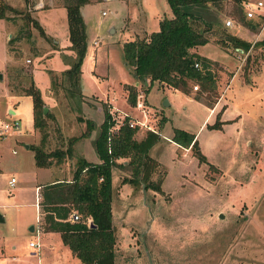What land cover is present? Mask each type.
Wrapping results in <instances>:
<instances>
[{
    "label": "rangeland",
    "instance_id": "374dc122",
    "mask_svg": "<svg viewBox=\"0 0 264 264\" xmlns=\"http://www.w3.org/2000/svg\"><path fill=\"white\" fill-rule=\"evenodd\" d=\"M3 1L28 8L37 24L27 29L23 14L13 10L11 18L0 19V264H57L59 249L67 252L59 232L36 235L44 224L40 204L36 221V185L71 178L80 157L99 159L94 139L103 104L115 119L127 116L159 134L148 146L155 162L145 177L150 186L122 157L112 165L115 264H264V0L259 7V0H251L253 17L246 16L243 2L240 13L232 1L222 2L213 26L205 30L209 41L198 49L214 61L213 86L192 81L189 94L157 81L145 87L123 55L124 41L145 35L140 25L151 31L158 29L159 18L173 16L167 0L82 4L85 51L72 94L63 72L76 54L62 1ZM201 14L208 18L207 11ZM226 18L234 25L226 26ZM194 22L207 27L201 18ZM230 34L250 42L248 49H237ZM31 79L47 96L50 116L44 128L33 124V100L25 90ZM126 83L135 86L137 103L128 102ZM197 92L205 100L196 98ZM86 119L93 125L81 135ZM5 123L11 130L2 134ZM132 127L136 139L150 130ZM175 129L194 133L199 151L173 142ZM36 146L68 147V161L51 158L49 165L37 166ZM39 197L41 202V189ZM37 241L39 255L29 246ZM72 262L80 264L75 257Z\"/></svg>",
    "mask_w": 264,
    "mask_h": 264
},
{
    "label": "trees",
    "instance_id": "16d2710c",
    "mask_svg": "<svg viewBox=\"0 0 264 264\" xmlns=\"http://www.w3.org/2000/svg\"><path fill=\"white\" fill-rule=\"evenodd\" d=\"M61 1L66 8L69 36L76 54L72 65L63 72L68 81L66 88L72 94L75 90L77 91L80 64L85 51V24L80 7L90 0ZM224 1L227 0H167L173 16L162 17L159 20L158 29L149 35L123 42L125 63L130 67L135 80H141L145 87L150 82L157 81L160 86L178 89L188 94L192 81L199 82L202 88L213 86L210 83L214 81L211 71V64L214 61L193 49L209 41L205 30L213 26L214 17H216L214 11H219ZM228 1L234 3L236 13L242 11L241 3L244 0ZM11 10L23 14L24 26L27 29L30 23L37 24L25 6L13 7L0 0V18H11L12 14L8 13ZM206 11L209 14L204 15L208 16L205 19L201 12L206 13ZM199 18L203 19L207 27L202 28L200 23L194 22ZM27 35L28 31L23 35L20 33L18 37ZM15 39L16 36L9 38L10 41ZM229 39L241 51L247 50L250 46V42L235 34H230ZM196 61L199 62V67L194 65ZM124 87L127 90L128 102L136 103L135 86L126 83ZM194 88L197 89L198 86L194 84ZM25 90L33 100L34 127L44 128L50 113L44 109L45 101L40 88L31 79ZM195 97L205 100L200 92L195 93ZM103 111L104 117L94 139L99 161L90 162L80 157L72 170L71 178L57 179L41 186L39 204L44 212V228L59 232L63 243L82 264H115V236L111 208L112 165L117 162V158L122 157L126 160V166H131L145 185L150 186L151 183H147L145 177L148 176L155 162L148 153V146L159 136L157 132L148 130L145 137L136 139L135 130L129 126L127 116L118 129L112 131L110 128L115 120L106 104H103ZM85 121L86 129L81 135L89 132L93 125L90 119ZM72 139L74 137L70 140ZM171 139L179 145L190 146L199 151L194 133L175 129ZM69 153L68 147L46 151L36 146L34 159L37 166H47L51 158H55L56 162H63L69 157ZM198 154L201 161H204V155L200 152ZM119 163L125 165L122 161ZM152 186L156 189L160 188V185L156 183ZM72 211L80 214L82 221L70 222L68 217ZM87 217L91 218L90 225L84 222Z\"/></svg>",
    "mask_w": 264,
    "mask_h": 264
},
{
    "label": "built area",
    "instance_id": "2783aa9c",
    "mask_svg": "<svg viewBox=\"0 0 264 264\" xmlns=\"http://www.w3.org/2000/svg\"><path fill=\"white\" fill-rule=\"evenodd\" d=\"M263 2L262 1H256V6L257 7H259V6H261V5H263L262 4ZM243 5H244V7H245V9H246V16L247 17H253L254 16V7H252V5H253V3H252V1L251 0H244L243 1ZM225 25L226 26H233L234 25V22H233V20L231 19V18H226L225 19ZM194 65L196 66V67H199V62L198 61H196L195 63H194ZM136 103H137V101H136ZM139 104H141V102H139ZM112 114V113H111ZM112 117H113V119L115 120V123H114V125L110 128L112 131H116L117 129H118V127L123 123V121H120L119 119H115V117L112 115ZM128 123H129V126H134V124H137V125H141V126H146L148 129H150V130H154L152 127H150L147 123H143V122H139L138 120H136L134 123L133 122H131L130 120H128ZM15 126L17 127L18 125H19V122L18 121H16L15 123ZM11 130V126H10V124H8V123H5L4 125H3V129L1 130V133L2 134H4V133H6V132H9ZM15 177H10V179H9V184L10 185H14V183H15ZM39 199H40V197H39V194L37 195V203H36V208L38 209V211H39ZM68 220L70 221V222H79V221H82V217H81V215L80 214H78L76 211H72L70 214H69V217H68ZM87 225H90L91 224V218L90 217H87L86 219H85V221H84ZM29 245L30 246H32V247H35V248H40V244H39V242L37 241V242H35V243H33V242H30L29 243Z\"/></svg>",
    "mask_w": 264,
    "mask_h": 264
},
{
    "label": "crops",
    "instance_id": "0c3cea01",
    "mask_svg": "<svg viewBox=\"0 0 264 264\" xmlns=\"http://www.w3.org/2000/svg\"><path fill=\"white\" fill-rule=\"evenodd\" d=\"M221 9V8H220ZM215 12V15L217 16V13H219V11H214ZM0 19H2V21L3 20H5L4 18H0ZM161 18H159V20H160ZM128 24H130V23H128ZM140 25V24H139ZM252 26H254V25H252ZM140 29L141 30H143L144 32H145V35H143V36H147V35H149L152 31H154V30H157V29H154V30H151V31H148V30H146L143 26H141L140 25ZM125 28H127L126 27V25H125ZM132 29V28H131ZM131 29H128V31H129V33H130V30ZM142 31V32H143ZM143 36H141V37H143ZM130 39H134V37L133 38H128L127 40H130ZM206 44V43H205ZM202 45H204V44H202ZM199 47H200V45L198 46V47H196V49H193V50H195V51H197L198 53H200V54H202V55H205V56H207V57H209V58H211L210 56H208V55H206V54H204L202 51L200 52L198 49H199ZM240 50V49H239ZM241 51V50H240ZM215 60V59H214ZM46 97L47 96H43V98L46 100ZM48 98H50V97H48ZM53 100H55V98H52ZM47 110V109H46ZM12 112H13V110H11ZM173 142H174V140H172ZM176 143V142H175ZM178 144V143H177ZM68 158L69 157H67V160L66 161H68ZM69 161H70V159H69ZM96 161H99V159L98 160H96ZM95 161V162H96ZM60 163V162H59ZM59 166H61V164L59 165ZM74 167H75V165H74ZM74 167H73V169H74ZM62 169V168H61ZM72 169V170H73ZM58 179V177H53V178H51V179H49V180H46L45 182H40V183H38L37 185H36V189H38V194H39V190L41 189V186L43 185V184H46V183H50V182H53V181H55V180H57ZM62 179V178H61ZM16 181V180H15ZM35 208H36V205H35ZM37 209V208H36ZM112 216H113V212H112ZM1 218V217H0ZM38 218H40V213H39V211H38V209H37V215H36V221L37 220H39ZM112 223H113V228H114V221H113V218H112ZM33 228V227H32ZM31 231H34V228L31 230ZM115 231V230H114ZM49 232H55V231H48V230H46L45 228H44V226H42V227H40L39 226V230L37 231V236H40V234H42V233H49ZM115 233V232H114ZM116 235V234H115ZM30 243V242H29ZM30 246V245H29ZM30 247H32V246H30ZM33 248H35V247H33ZM51 248H53L52 246H51ZM67 248H68V246H67ZM36 249V253L35 254H37V255H39V252L41 251V246H40V248H35ZM59 258L58 259H56V261H57V264H75V263H73L72 261H73V257H75V258H77L76 256H74L73 255V253L71 252V250L68 248V250H67V252L66 251H63V250H61V249H59ZM115 251H116V246H115ZM115 258H116V253H115ZM78 259V258H77ZM79 260V259H78ZM79 262H80V264H82L81 263V261L79 260ZM116 262V261H115ZM18 264H27V262H19Z\"/></svg>",
    "mask_w": 264,
    "mask_h": 264
},
{
    "label": "water",
    "instance_id": "95a60500",
    "mask_svg": "<svg viewBox=\"0 0 264 264\" xmlns=\"http://www.w3.org/2000/svg\"><path fill=\"white\" fill-rule=\"evenodd\" d=\"M44 109L46 110L47 109V107H46V105L44 106ZM2 220V218H0V221ZM33 228H31V230H32Z\"/></svg>",
    "mask_w": 264,
    "mask_h": 264
}]
</instances>
